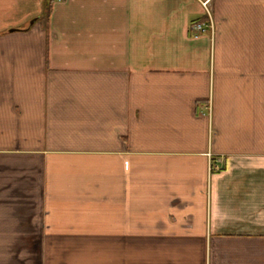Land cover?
<instances>
[{"label":"crops","instance_id":"obj_1","mask_svg":"<svg viewBox=\"0 0 264 264\" xmlns=\"http://www.w3.org/2000/svg\"><path fill=\"white\" fill-rule=\"evenodd\" d=\"M0 0V264H264V0Z\"/></svg>","mask_w":264,"mask_h":264},{"label":"built area","instance_id":"obj_2","mask_svg":"<svg viewBox=\"0 0 264 264\" xmlns=\"http://www.w3.org/2000/svg\"><path fill=\"white\" fill-rule=\"evenodd\" d=\"M210 0H207L204 2V6L206 8V12H207V16H208V21H203V22H197L192 24V30L193 31H197V32H206L209 30H213L214 25H213V21L211 19V7L209 6L210 4Z\"/></svg>","mask_w":264,"mask_h":264}]
</instances>
